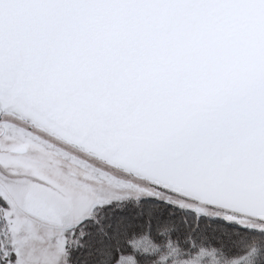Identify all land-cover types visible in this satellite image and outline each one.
Masks as SVG:
<instances>
[{
  "label": "snow or ice",
  "instance_id": "snow-or-ice-1",
  "mask_svg": "<svg viewBox=\"0 0 264 264\" xmlns=\"http://www.w3.org/2000/svg\"><path fill=\"white\" fill-rule=\"evenodd\" d=\"M0 264H264V0H0Z\"/></svg>",
  "mask_w": 264,
  "mask_h": 264
}]
</instances>
